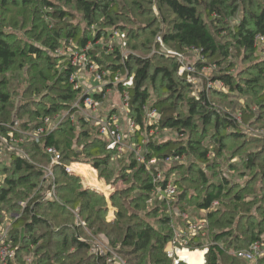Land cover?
<instances>
[{"label":"trees","instance_id":"16d2710c","mask_svg":"<svg viewBox=\"0 0 264 264\" xmlns=\"http://www.w3.org/2000/svg\"><path fill=\"white\" fill-rule=\"evenodd\" d=\"M74 11L85 25L73 23ZM113 30L123 32L126 48L142 53L122 56L115 49L107 55L113 56L109 63L95 58L93 50L87 54L101 64L100 72H110L113 82L120 74L131 77L130 86L122 82L117 86L127 93L129 115L141 129L145 108L155 109L158 119L149 128L170 129L185 138L179 143L149 137L143 145L145 156L155 158L160 169L169 165L164 169L163 185L172 172H179L173 183L181 210L189 208L193 214L205 210L202 216L210 226H216L207 237V245L196 235L188 246L207 248L204 264H250L230 252L246 247L264 232V183L258 198L253 193L246 200L237 193L231 200L225 198L226 189L231 187L228 179L220 176L215 181V173L211 176L206 169L213 172L217 165L211 158L231 150L233 154H244L247 167L259 166L257 171L264 180V136L251 137L245 132L246 124L253 126L258 115L264 114V47L260 49L261 41L255 38L257 34L264 35V0H0V125L6 129L7 124L18 119L22 126L30 123L34 127L44 116L65 113L41 144L25 147L30 161L16 154L0 161V222L6 210L19 214L10 222L8 232L7 241L15 252L10 264H100L90 253L88 232L76 223V208L90 231L106 236L126 264H173L165 251L173 236L166 203L155 197L152 204H147L155 186L149 171L133 153L125 165L140 180L139 195L131 199L133 211L119 215L112 223L95 226L92 215L83 212L81 197L77 201L69 193L67 179L71 175L65 163L76 161L75 166L88 169L80 162V154H85L99 177L110 180V159L117 150L108 146L98 130L91 135L86 128L88 121L76 113L74 105L83 97V87H76L75 81L69 79L74 71L72 54L61 55L59 51L69 45L83 49L89 41L107 37ZM157 37L166 48L185 56L193 51L196 68L213 66L210 79L221 82L222 89L209 87L204 79L200 87H195L184 74L178 75V61L161 50ZM21 72L30 73L25 90L30 89L32 94L13 107L15 88L11 87ZM44 84L49 89L41 93ZM101 94L96 92L95 100H102ZM242 97L246 98L244 105L239 102ZM222 103L229 109L222 108ZM251 104L260 111L254 112ZM22 112L24 119H20ZM75 116L83 127L78 136L86 140L85 151L73 148L75 128L70 121ZM259 117L264 122V116ZM90 136L92 141L88 140ZM139 137L138 133L134 137L138 144ZM229 143L235 146L229 149ZM254 143L258 147L249 149V144ZM48 146L60 153L59 163L52 168L56 198L50 199L44 197L40 186L44 180L42 165L50 162L45 151ZM173 155L180 156V160L162 162ZM261 155L263 161L257 162ZM195 190H202L201 196H190V191ZM214 201L218 207L211 209ZM143 203L145 206H141ZM238 212L239 225H234ZM148 216L155 218L158 227L147 221Z\"/></svg>","mask_w":264,"mask_h":264},{"label":"rangeland","instance_id":"374dc122","mask_svg":"<svg viewBox=\"0 0 264 264\" xmlns=\"http://www.w3.org/2000/svg\"><path fill=\"white\" fill-rule=\"evenodd\" d=\"M56 3H58V2H56ZM74 13H75V16L73 18V23H78L80 21L81 26L85 25L84 22L81 20V15L77 11H74ZM19 17L21 19L23 17V15H21ZM124 38L125 37H124L123 32H121L120 30H113L109 33V35L107 37L99 38L95 42L89 41L87 44V47L89 48L88 51L93 50L95 52V55H94L95 58L96 57L100 58L105 63H109V61H111L113 59L112 55L111 56H107V55H110L111 53H113V51L115 49H118L122 56H126L129 53H134L137 55L142 53L140 51H139L140 53L138 51H131L129 48H126L127 46L125 45ZM136 42L138 43V42H140V40H136ZM262 47H264V42H262L260 44V49ZM167 49L168 48H166L164 45L161 46L162 51L167 50ZM59 52H61V55L64 53L72 54L73 55L72 57H78L80 54H83V53H81V49H75L74 46H71V45H69L67 48L62 47ZM152 52L150 54H152ZM262 54H264V53H262ZM86 58H87V60H93L97 66H99V67L101 66V64L99 65L98 61H96L93 57H90V55L87 54ZM195 58H196L195 53L193 51H189V53L186 54V56H184V59H185L184 61L191 63V64H194ZM232 60L235 63H240V60H238L236 58H233ZM102 65L105 66V64H102ZM209 67H210L209 73L212 74L214 67L213 66H209ZM196 71L197 72L195 73L192 82L195 84V87H200V85L202 84V79L200 77H203L207 74L203 75L200 68H196ZM177 74H178V71H177ZM102 75H103V80L98 81V80L94 79L91 71H89L86 68L80 69L78 72L79 79L82 78V83H84V85L82 84L83 92L85 91L87 85L89 88H94V87L96 88L97 87V88H102V90H103V92L101 94L102 101H100L99 105H97V112L95 115L98 117V116L107 115L108 113H117L121 117V115L124 112L129 113L130 112L129 109L124 105V100H123L124 96H122L123 92L118 89V86H117L118 83L116 81H119V80L123 81V83L130 86L132 83L131 77H128L126 74H120L116 77L117 80H115L113 82V80H111L109 78L110 72L108 70H104ZM18 77H19L18 82L14 81L13 85L11 87V89L15 88L14 92L12 93L13 107L16 106V105L14 106V104H16L18 101L20 102V99H21V101H24V100H26L25 96L29 97L32 94V92H30V89L28 92H26V90H25L26 86H27L26 84L30 80V73L29 72H26V73L21 72V73H18ZM110 83H112L111 87L106 86V85H109ZM45 85H48V84H44V89L41 91V93L44 92L45 90L49 89L48 87L46 89ZM213 85L220 88V82H214ZM222 87L223 86H221V89H222ZM95 88L92 92L93 95L97 91ZM52 91H55V89H53ZM52 93H54V92H52ZM55 93H56V91H55ZM194 94H196V90L194 91ZM245 99L246 98H243V97L239 99V102L241 103V105H244ZM251 105H252L254 112L260 111V110H258V108L255 105H253V104H251ZM227 106L228 105H226L225 103L221 104L222 108H225ZM228 109H229V106H228ZM147 112H148V109L145 108V112H144L145 114L143 115V118H145L144 124H143L144 128L141 129L140 128L141 126L139 125V128L137 130V133L140 136L139 140H141L142 138H145V137H147V138L153 137V138H159L160 141H162V142L175 140V141H178L179 143H181L180 139H185L184 137L182 138L180 136V134L178 135L176 132H174L170 129H162V130L152 129V132H151L147 128V123H146V119L148 117ZM237 112H240V110L238 108L235 111V113H237ZM58 115H62V119H63L65 113L64 112L58 113ZM260 115L264 116V114H259L257 119L255 120V123L253 124V126L252 125L249 126L247 124L245 125V127H248L247 128L248 130L251 129L250 130L251 135H252L251 137L264 136V122H263V120H260V117H259ZM237 116L239 117V113H237ZM24 118H25L24 112H22L20 119H24ZM62 119H61V121H62ZM70 122H71L70 125L72 124L75 128L74 129L75 133L73 135V148L76 149L77 151H81V150L85 151L87 149V146L84 147V143L86 140L84 137L80 138L78 136V135H80V133L83 130V127H82L80 121H78V119L75 116ZM86 128L90 131L91 135H94V133H96L95 130H97V126L95 125L94 120L88 121V126H86ZM62 138H65L64 134H63ZM78 140L81 142H78ZM88 140L92 141V136L88 137ZM132 140L134 141V143H136L138 145V143L136 142L134 137L132 138ZM129 141H130V139L128 140V142ZM229 146H230L229 149H232L231 147L235 146V144L229 143ZM257 147H258V144H255V143L249 144V149H256ZM129 154H130L129 151L117 150L116 154L112 155V157L110 159V170H111L110 175H109L110 180L103 179V178L99 177V172L96 169H94L90 163L87 162L88 160H87V157L85 156V154H80L81 159H83L80 162L86 164L88 166V169L82 170L81 167L75 166L74 163H76V161H73V163H65V170L67 172L69 171V173L71 175V177L67 179V183H68L69 188H70L69 193L72 197L77 199V201L81 197L82 207L84 208L83 212L85 211L87 214L92 215V217H93L92 219L96 222V224H94L95 226L98 225V223H101V224L112 223V222L117 220L119 215H121L123 213L127 214L128 212L133 211L135 209L132 206L133 202L131 201V199L137 198L139 195L138 191H140V190L138 189V187H139V183H140L139 181L140 180H138V178H135V176H134L133 172H131V170H127L125 168L126 167L125 165H127V163H128L127 161H128ZM242 158H244L243 153L233 154V153H231V150H226L224 153L221 154V156H218L216 158H214V157L211 158V160L216 162V165H217V168L212 169L213 172H211V170H209V169H206V172L208 174L212 173L211 176L215 173V175H216L215 181H217L220 178V176H223V177L228 179V182H230L231 187H228L226 189V192L227 191L228 192H227L225 198H229V199L233 200L234 196L237 193H239L243 197H245L246 200H248L251 197H253V193L256 195V198H258L259 194L262 193V185L264 183V180L262 178L261 173L259 171H257V169H259V166L258 167H253V166L247 167L246 164L243 162ZM49 159H50V157H49ZM256 161L257 162L263 161V156L261 155L258 159H256ZM167 166H169V165H164V168H162V170L163 171H164V169L166 170ZM72 167H74L75 169H78L80 171H77V170L73 171ZM201 167H203L205 169L204 165H201ZM123 173H125L126 176H122ZM179 175L180 174L178 171H174L171 173L168 180H173L174 178L179 177ZM211 176H210V178H211ZM2 177L3 176H1V174H0V183H2ZM197 185H199V184L197 183ZM127 187H130L127 192H121V191H123L124 188L126 189ZM201 193H202V190L201 191L195 190L193 192L190 191V196H192L194 194V197L195 196L198 197L197 195L200 194V196H201ZM154 198H155V196L151 197L148 200L147 204L148 205L152 204L154 202ZM226 200H228V199H226ZM141 206H145V204L143 203ZM217 207H218V204H217ZM141 208L142 207H140V210L142 211ZM166 208H167L168 214H170L174 208H177V209L180 208L181 209V207L178 203V199L175 197H174V199L172 198V200L170 202V206L169 207L167 206ZM169 208H170V212H169ZM137 210L139 212V209H137ZM185 210L189 213L191 219H193V220H199L201 218H205L202 216V214H203L202 211H199L198 214L197 213L193 214L192 209L188 208ZM74 212L76 215V223L78 225H81L83 227V229L86 232H88V234L91 238L90 239L91 240V247H90V253L91 254L94 253V251H93V253L91 252L93 243H96L97 240H99L98 238H101L100 240H104V244L106 245V248L112 247L106 236L95 235L90 231L91 229L89 228V226L86 223H84L82 218L79 216V209L78 208L74 209ZM18 215L19 214L13 210H6L3 212V221L0 222V231L2 229L5 230L6 236H8V232L11 228L9 226V223L15 218V216H18ZM171 215L173 216L174 227H176V226L183 227V224H181V221H182L181 218L174 215V214H171ZM239 215H241V214H239V212H238L236 214L235 218H233L232 224L239 225V223L237 221V217ZM145 218L147 219L148 222L153 224V226L158 227V224H157V222H155V218L153 216H150V217L148 216ZM225 219H227V218H224L223 225L226 224L224 222ZM242 222L244 224H246L247 220H246V222L245 221H242ZM214 227H216V226L215 225L210 226L208 223V228H207L208 230H206L204 232L205 234L198 236L200 238V240L204 241V246L208 244L207 237H208L209 233L211 232L212 228H214ZM172 232L174 233L173 229H172ZM185 247L188 249H191V247H189L188 245ZM112 248L114 249V247H112ZM103 249H105V248H103ZM231 251H233V249H231ZM190 252L191 251H181L180 255L185 257L186 259H188V262H189L188 264H204V259L202 261L203 251H201V250L193 251L192 254H190ZM201 253H202V258L200 257ZM118 256L125 261V259L123 257H121L119 254H118ZM99 260H100V262L104 261V259H102V258H99ZM172 262H173V264L179 263V262H174L173 260H172ZM181 263L184 264V262H181Z\"/></svg>","mask_w":264,"mask_h":264},{"label":"built area","instance_id":"2783aa9c","mask_svg":"<svg viewBox=\"0 0 264 264\" xmlns=\"http://www.w3.org/2000/svg\"><path fill=\"white\" fill-rule=\"evenodd\" d=\"M257 40H260L261 43L264 42V35L257 34L255 36ZM158 42L162 46L163 43L159 37H157ZM89 48L86 46L81 49V53L78 57H72L71 64L74 66V71L70 74L69 79L75 81L76 87L84 85L82 83V78L79 79L78 72L80 69H88L91 71L94 79L100 81L103 80V75L100 72L99 66L95 64L93 60H87V52ZM191 51V50H190ZM166 55L175 57L178 61L180 67L178 69V75L184 74L186 78L192 82L196 71L194 64L185 62L184 56L180 52L173 50H163ZM73 56V55H72ZM209 66L204 65L200 67L202 74H207L201 79L206 81V85L209 87L214 82L210 79ZM117 83L123 81H116ZM125 84V83H123ZM103 86V85H102ZM222 83L220 82V87ZM102 89V88H100ZM94 88H89L86 86L85 91L82 93L83 97H80L79 100L75 103L76 113L81 116L85 121L94 120L95 125L97 126L98 133L101 137L108 142V146L119 151H129L133 153L134 158L137 162L143 163L146 170L149 171L150 176L152 177V182L155 186L154 196L160 200H163L166 203V206H170L172 198L176 194V187L173 183V180H167L163 185L161 181L164 179V171L158 168L157 160L155 158L147 159L144 153L143 145L148 141V138H142L140 144L134 143L132 140L135 137V134L139 128L136 120L127 114L123 119L117 113H108L103 116H96L98 101L95 100L92 92ZM125 94V95H124ZM124 105L129 109L128 105V95L123 92ZM148 124L151 123L158 117V113L155 109L148 110L147 112ZM62 115L44 116L41 118L40 122L32 127L29 123L28 125L22 126L18 119H13L11 124L6 125V129L0 125V161H3L9 154H16L23 158H26L30 161L28 153L26 152V146L30 143L41 144L42 140L46 135L51 131L56 129L60 124ZM248 128V127H247ZM245 128L246 133L251 134V129L248 130ZM153 128H149L152 132ZM253 133V132H252ZM130 141L128 142V140ZM46 153L50 157V162L47 165H42L44 169V180L43 183H40L42 187V193L46 198H56V183L55 176L53 174V165L59 163L60 153L54 146H48L45 148ZM180 160V156L173 155L165 157L162 162L169 164L172 161ZM155 165L153 169L152 166ZM69 172V171H68ZM43 185V186H42ZM44 187V188H43ZM218 202L214 201L211 205V209L217 206ZM25 203H21V206H24ZM170 212V208H169ZM203 214L206 213L205 210H202ZM174 214L181 218L184 222L183 227L176 226L174 227L173 216ZM171 217V225L174 231L172 239L168 242L166 246V255L168 258L172 259L174 262H184L188 264V260L181 256V251H203V259L205 249L191 248L188 249L185 246L188 245V242L196 235H204L205 231L208 230V221L206 218H201L199 220L191 219L189 213L186 210H181L180 208H174L173 211L169 214ZM17 216H15L16 218ZM10 226V223H9ZM8 236H6V231H0V264H10L13 261L15 252L7 241ZM95 239V238H94ZM96 243H93L91 252L97 257V259L102 258L104 261H101L100 264H126V262L120 258L117 252L112 248H106L104 240L98 238ZM105 248V249H103ZM233 256L238 259H241L250 264H264V232L259 235V237L252 242H250L246 247L235 249L230 252ZM205 263V259H204Z\"/></svg>","mask_w":264,"mask_h":264},{"label":"crops","instance_id":"0c3cea01","mask_svg":"<svg viewBox=\"0 0 264 264\" xmlns=\"http://www.w3.org/2000/svg\"><path fill=\"white\" fill-rule=\"evenodd\" d=\"M126 85V84H125ZM88 86V85H87ZM95 88V87H94ZM97 91L96 92H103V90L102 89H100V88H95ZM101 99H102V97H101ZM100 101H102V100H100ZM100 101H98V105H99V103H100ZM127 112H124L122 115H121V118L123 119L124 117H126L127 116ZM124 115V116H123ZM145 119V118H144ZM158 119V117L151 123V124H153L156 120ZM146 123H147V128L149 129V127H151V125H149L148 124V118L146 119ZM138 126H139V124H138ZM154 129V128H153ZM156 130V129H155ZM136 134H137V132H136ZM135 134V135H136ZM106 141V140H105ZM107 142V141H106ZM108 143V142H107Z\"/></svg>","mask_w":264,"mask_h":264}]
</instances>
